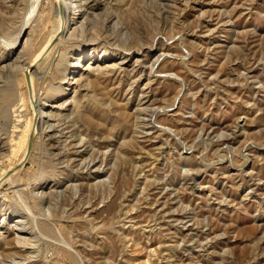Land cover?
<instances>
[{"label":"rangeland","instance_id":"374dc122","mask_svg":"<svg viewBox=\"0 0 264 264\" xmlns=\"http://www.w3.org/2000/svg\"><path fill=\"white\" fill-rule=\"evenodd\" d=\"M32 1L0 0V264H264V0H89L20 162Z\"/></svg>","mask_w":264,"mask_h":264},{"label":"bare ground","instance_id":"6f19581e","mask_svg":"<svg viewBox=\"0 0 264 264\" xmlns=\"http://www.w3.org/2000/svg\"><path fill=\"white\" fill-rule=\"evenodd\" d=\"M36 3H38V1L40 0H34L31 3V7L33 8V5ZM128 1V0H127ZM107 3V2H105ZM95 3H90L89 0H53L51 3L52 8H54L55 13L57 15V23L56 25H54V29L51 33V36L47 39V41L45 43H43L41 46V49H39L37 51V53H35V56H33V58H31L32 60L29 61V63L24 66V70L26 75H28L27 78V82L29 84V88H31V92H29V102L32 105L33 108V113H32V117L31 119L28 121V123L26 124V126L23 128L21 136L19 137V139L16 141V146H14L13 148V152H16V150L20 147H22V154L20 155V159L19 161L22 162L25 158V154H27L28 149L30 148V143L32 141V137L36 132H42L45 129V125H46V116L44 115V110L42 108V105L40 103V98H38L35 93H34V86H33V79L32 76L30 74V67L32 65H39L41 57H44V53H48L50 50H52L53 52H55V49L57 48L58 45H61L62 42H64L66 39H68V37H70V26L73 22L78 21V18L84 13L83 18L80 19V29H84L85 27V22L88 21V15H90L91 13H89L87 10L90 8L92 9L93 5ZM110 4V3H109ZM36 6V4L34 5ZM35 9V7L33 8ZM32 10V9H31ZM53 10V9H52ZM93 10V9H92ZM34 11V10H32ZM28 12V11H27ZM54 12V11H53ZM89 13V14H88ZM98 15V14H97ZM29 16V15H28ZM96 16V15H95ZM90 17V16H89ZM91 20V18H90ZM92 21V20H91ZM28 23L27 21L24 22V25ZM91 23V22H90ZM77 24V23H76ZM23 25V24H22ZM90 25V24H89ZM75 27V26H74ZM21 28V27H20ZM22 29V28H21ZM73 31V29H72ZM211 31V30H210ZM18 33L16 34L15 37V41H13L14 43L16 42L17 38H18ZM67 37V38H66ZM100 37V36H99ZM15 45H12L11 47H14ZM58 49V48H57ZM56 49V50H57ZM51 51V52H52ZM171 51V50H170ZM54 54V53H53ZM47 56V55H46ZM153 56V55H152ZM156 56V55H155ZM154 56V57H155ZM46 58V57H45ZM138 59V58H137ZM40 60V61H39ZM80 62V61H79ZM145 62V59H144ZM39 63V64H38ZM50 64V63H49ZM150 65V64H149ZM37 67V66H36ZM40 67V66H39ZM119 68V67H118ZM151 68V67H150ZM38 69V68H36ZM33 71V70H32ZM151 71V70H150ZM41 72V71H40ZM46 73V72H45ZM99 74V71H98ZM40 75V74H39ZM102 77V76H101ZM133 77V76H132ZM128 88V87H127ZM59 90V89H58ZM14 111V110H13ZM19 111V110H18ZM49 113V112H48ZM61 125V124H60ZM46 130V129H45ZM43 134V133H42ZM42 137V136H41ZM15 139V138H14ZM12 143V142H11ZM13 146V145H12ZM24 147V148H23ZM6 151V150H5ZM31 151V150H30ZM19 152V151H18ZM11 155V154H9ZM27 157V156H26ZM11 158V157H10ZM91 159V158H90ZM26 160V159H25ZM7 161V160H6ZM10 163V162H9ZM69 163V162H68ZM17 165V164H15ZM10 166V165H8ZM12 167V166H11ZM10 169V167H8V170ZM3 172L0 175V182L1 181V177H3V174L5 173L6 170H2ZM11 175V174H10ZM12 183V182H11ZM19 188V187H18ZM2 197H1V192H0V205L2 204ZM49 202V201H48ZM3 217V216H2ZM18 220V219H17ZM21 224V223H20ZM3 232V231H2ZM22 238V237H21ZM20 238V239H21ZM11 243V242H10ZM14 259V258H13Z\"/></svg>","mask_w":264,"mask_h":264}]
</instances>
